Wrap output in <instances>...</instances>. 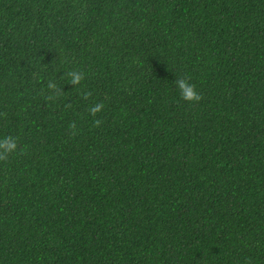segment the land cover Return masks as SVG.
<instances>
[{
    "label": "trees",
    "instance_id": "16d2710c",
    "mask_svg": "<svg viewBox=\"0 0 264 264\" xmlns=\"http://www.w3.org/2000/svg\"><path fill=\"white\" fill-rule=\"evenodd\" d=\"M7 136L0 264H264V0H0Z\"/></svg>",
    "mask_w": 264,
    "mask_h": 264
},
{
    "label": "clouds",
    "instance_id": "9594fccd",
    "mask_svg": "<svg viewBox=\"0 0 264 264\" xmlns=\"http://www.w3.org/2000/svg\"><path fill=\"white\" fill-rule=\"evenodd\" d=\"M71 76V83L72 84H79L83 80V76L76 73L71 72L69 73ZM190 77H177L175 80V84L179 89L181 98L185 101L193 102V101H200L202 96L197 92L196 85L190 83ZM49 87H54V85H49ZM104 105L102 103H97L94 107L90 108V113L95 116L96 113L100 112ZM101 123L100 120L95 121V125L99 126ZM70 127L75 130V125L70 124ZM17 149V142L16 139L12 136L4 137L0 139V160L6 161L10 154L15 152Z\"/></svg>",
    "mask_w": 264,
    "mask_h": 264
}]
</instances>
